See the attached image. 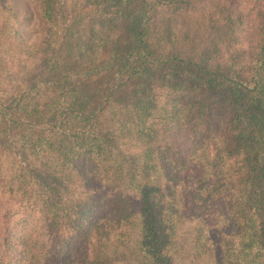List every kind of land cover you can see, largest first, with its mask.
<instances>
[{"label":"trees","instance_id":"16d2710c","mask_svg":"<svg viewBox=\"0 0 264 264\" xmlns=\"http://www.w3.org/2000/svg\"><path fill=\"white\" fill-rule=\"evenodd\" d=\"M31 1L36 43L0 0V264H264V0Z\"/></svg>","mask_w":264,"mask_h":264},{"label":"rangeland","instance_id":"374dc122","mask_svg":"<svg viewBox=\"0 0 264 264\" xmlns=\"http://www.w3.org/2000/svg\"><path fill=\"white\" fill-rule=\"evenodd\" d=\"M69 5L71 7L72 4L69 3ZM13 6L16 13L14 22L17 25L20 36H22L28 43H36L40 41L43 38L45 26L38 11L37 5L31 0H13ZM5 40L7 42H10L9 38H5ZM4 47L7 48V46ZM9 52H13V50ZM2 60L4 61V59ZM38 69V61L32 60L30 67L24 73H22L17 80H13L7 77V79L4 80V83L6 85L12 84L14 86L22 85L25 82V79L33 76L36 71H38ZM184 242L185 239L180 242V244L184 245ZM188 253L189 252L184 251L180 254V257H182L183 260V264H200L197 262H193L190 257H187Z\"/></svg>","mask_w":264,"mask_h":264}]
</instances>
